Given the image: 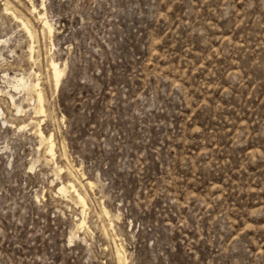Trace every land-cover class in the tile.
Masks as SVG:
<instances>
[{
    "label": "rangeland",
    "instance_id": "rangeland-1",
    "mask_svg": "<svg viewBox=\"0 0 264 264\" xmlns=\"http://www.w3.org/2000/svg\"><path fill=\"white\" fill-rule=\"evenodd\" d=\"M0 264H264V0H0Z\"/></svg>",
    "mask_w": 264,
    "mask_h": 264
},
{
    "label": "bare ground",
    "instance_id": "bare-ground-1",
    "mask_svg": "<svg viewBox=\"0 0 264 264\" xmlns=\"http://www.w3.org/2000/svg\"><path fill=\"white\" fill-rule=\"evenodd\" d=\"M34 5V4H33ZM6 9V8H5ZM40 18H41V20H42V22H43V25H44V27L45 28H47L49 31L52 29V26H51V23L49 22V19H47L46 17H44L43 16V13H41L40 12ZM25 18V17H24ZM39 18V19H40ZM26 20V19H25ZM23 21V24L25 25V27L27 28V30L29 31V33L31 34V35H33V31H32V29H31V27L29 26V22L27 23L26 21H24V20H22ZM26 30V29H25ZM52 68H53V71H54V75H55V79H56V84L57 85H59V83H60V78H61V75H62V68H60L59 67V65H58V63L56 62V61H52ZM18 81H20V82H24V78L23 77H20L19 79H17ZM35 83V82H34ZM17 85H22V84H20L19 82L17 83ZM39 85V83H36V84H34V86L36 87V86H38ZM34 90V89H33ZM35 92H36V90H34ZM37 98H38V102H39V106H38V110L40 111V112H43L45 109H44V98H43V94H42V91L41 90H38V93H37ZM38 111V112H39ZM39 135H40V137H41V140L44 142V140H45V142H46V140H47V143H48V153L49 154H52V156L56 153V152H54L55 151V149H54V146H55V142H54V139H53V134H50L49 136L48 135H45V133H44V131L42 130V128L41 129H39ZM55 156V155H54ZM62 169V168H61ZM68 189H72V190H70V191H73L74 192V195L77 197V199L79 198V200L81 201V202H83L84 204L86 203L85 202V198H84V195L82 194V192L80 191V189L77 187V185L75 184V182H73V181H69L68 182V184L65 186V185H63V186H61L60 187V190H62V191H66V190H68ZM84 223V221L82 220L81 221V223L80 224H83ZM119 252V251H118ZM119 254V253H118ZM120 255V254H119ZM121 256V255H120ZM120 256H118V257H120ZM123 257V256H122ZM120 260H121V258H120ZM121 263V262H120Z\"/></svg>",
    "mask_w": 264,
    "mask_h": 264
}]
</instances>
